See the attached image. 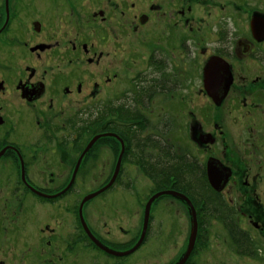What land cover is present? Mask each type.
Wrapping results in <instances>:
<instances>
[{
    "label": "flooded vegetation",
    "instance_id": "1",
    "mask_svg": "<svg viewBox=\"0 0 264 264\" xmlns=\"http://www.w3.org/2000/svg\"><path fill=\"white\" fill-rule=\"evenodd\" d=\"M45 1L46 5L54 3L57 14L62 12V9L67 11L68 7L70 15L76 10L75 4H77V0ZM154 1L155 3H151L145 8L148 9L147 11L144 10L140 14L134 15L132 20H130V13L128 12L135 8L134 3L128 5V9L123 7V11L121 10L119 13H121L123 20H130L129 23L126 22V27L134 32L150 24L153 16L151 12H156L161 18L159 30L161 34L164 31L163 36L160 37L161 48L155 47L149 52L148 67L151 69L150 74L153 76L154 74L158 75V73L164 72L162 78H166L165 82L163 80L162 83H157V87H161L163 93L171 90L170 86L173 87L174 91L178 90L183 79V71L180 68L176 74V79L173 78V74L171 77L169 75V71L167 70L169 56H167L166 51L163 49H167L166 43L172 45L176 42L178 44V55L181 60L179 59L177 66L180 63L183 67V52L191 55L193 60L195 57L198 58L195 63L197 68L194 71L195 88L197 89L198 98L203 99L205 103L201 106L199 105V109L201 116L206 117L211 126V129L208 130L206 129L205 122H203L198 128L197 137L194 136L196 142L202 147L203 158L201 169L199 170L206 177L207 185L213 192L212 195L217 194L223 200L225 206L223 217L224 228L229 235V242L233 241L231 245L236 247V252L233 250V253L237 256L248 258L251 256L264 258V0ZM91 2H99V0H91ZM17 6L19 7L18 2L15 0L13 2L11 0H0V41L2 43L3 40H7L9 34L12 35L16 31L17 33L12 36V39L15 40L19 36L18 32L27 34L29 38L33 34L34 38V36L41 35L45 30L41 19L31 20L28 29H25L23 24H20L22 19L18 18ZM29 7L28 5L26 8L28 9ZM107 8L109 9L107 6L102 7V9L97 8L91 13L92 17L94 19L99 18L102 23H105L108 19L106 14ZM163 22L167 23L164 25ZM18 24L21 25V29L14 28V26L17 28ZM111 28L112 30H108V41L115 47L117 38L113 34L114 27L112 26ZM98 40L101 42L102 40L106 41V37L102 38L98 35ZM23 44L29 53L36 54V56H40L42 53L48 51L54 53L59 49L58 46H51L49 42L45 41L33 43L30 46L25 42ZM3 45H5V42ZM66 49L70 52L72 51L74 56L82 53L85 56L86 63L90 65L94 64L98 66L103 60L102 58H104L103 50L105 48L101 47L100 42L97 45L93 43L88 44L87 42L74 43L67 46ZM114 67L118 68V61L111 64L112 73L109 76H105L104 80L98 83H92L90 87H86L88 85L81 79L76 78L74 80L71 76L72 74L66 71L55 73L53 84L48 85L43 79L37 77L34 67H26L23 70L22 77L13 84L15 95L18 101L36 107V114L41 119L37 123L39 128H41L40 139L43 141L45 139L49 140L43 144H34L31 149L42 152L46 150L55 152L54 149H58L61 153L59 154L65 158L74 154L77 155L74 163L76 164L81 152L91 140L87 142L84 141V138L92 134L93 126L91 120L93 117L92 112H94V114L99 113L102 115L103 128L107 129V131L102 133H113L122 141L124 153L121 157L120 170L117 176L123 173V166L126 162L134 164L133 158L129 156L130 146L133 149L130 141L134 137L127 135V133H133L138 127L137 125L134 128L129 127L126 121H124L123 111L126 102L124 103L123 100L127 94H133V97L137 95L138 89L146 81L149 83L153 82L142 79V77L146 76L144 74L137 80V84L132 90L134 92L125 94L121 90L122 81L119 80ZM206 68L208 69L207 74ZM108 71V69L100 71V75L107 74L106 72ZM57 75H66V79H56ZM70 76L71 80H68L67 77ZM110 85H112L110 92H104V87ZM8 87L6 79L0 77V95L3 96L0 104V129L5 127L8 121L4 116V109L5 112L10 111L9 99L6 97ZM24 93L30 99L23 97ZM75 97L78 98L77 102H80L81 99H86L85 97L88 100L84 104L77 103L76 109L66 116L60 111V121L52 122L47 113L55 112L62 98H68L67 101H70ZM5 102L8 108H6ZM40 103H43V107L37 106ZM211 109L215 111L214 115H212ZM113 111L117 114V121L112 115ZM112 120L114 123L116 121V124L119 125L118 130L114 123L113 126L110 125ZM160 129L162 131L158 133L160 134V139L167 141V151L171 152L174 161H176L178 157L175 154L176 144L168 133L171 129V123H167V126H161ZM233 129L234 132H232ZM163 130H167L166 133H163ZM13 131L12 127L0 130V160H8V162L0 164V171L4 169L6 177L1 179L2 184L0 182V187H3V184L13 187V194L7 197V201L4 204L5 209L0 213V264H74V261L78 264L77 257L75 260L69 262L66 255L58 253L61 243H57L56 238H54L56 228L51 227L53 220H61L57 227L65 226L67 222H63V220L68 219V215L71 213L76 216L73 223H68V225L72 224V229L74 230L68 236V239L65 240L63 249L67 251L73 248L78 249L76 256L80 254L79 262L81 264H90L88 263L90 248L104 257L107 253L91 241L82 226L79 215L80 202L78 205L71 206V213H69L70 209L68 205L55 204L70 191V188L63 191L68 185L56 192L48 191L44 186L39 185L46 184L51 180H45L42 172L37 174L33 167L35 166V162L40 158L46 161L48 154H42L39 157L38 154H35L33 158L24 148L16 145L12 140V135L15 134ZM56 132L63 135L60 136L62 138L61 143L51 141V137ZM158 134L154 137L155 139L159 138ZM103 138L111 142L114 141L120 147V142L115 137H102L101 139ZM58 139L59 137L57 141ZM101 139L95 143L101 141ZM95 143L82 158L83 160L73 178L71 186L82 175V166L89 160L88 158L91 156L90 154L93 151ZM111 147L107 146V149H111ZM215 152L219 156L218 154L215 155ZM55 156H57V153ZM184 156L182 160L184 163L190 165L193 158L188 157L190 156L188 154H184ZM213 161L215 165H218V172L220 173V191L213 188L209 182L208 163ZM136 163L139 162L137 161ZM3 165L4 168L2 167ZM135 165L138 167V164ZM73 170L74 167L71 170L68 181L72 178ZM216 176L214 180H217ZM63 180L66 181L67 178H63ZM160 191L163 190H158L151 194L148 199ZM48 195L54 197H47ZM7 203H11L15 211L11 212V208H9ZM35 205L48 206L50 209L55 208L56 211L54 214L50 209L44 214L43 212L38 213L35 208H30L35 207ZM84 207L85 205L82 209V215ZM6 208H9V211ZM36 214L43 215V217L49 215L50 219L48 220L49 223L45 222L42 226L40 225L41 227L37 226L38 224L34 225L31 237L35 241L31 244L30 238L26 235L29 231L27 230V223L31 220H36L38 217ZM52 215L56 217L53 218L51 217ZM12 216L16 218V222L7 223L8 219H11L10 217ZM198 217H200V214L196 211V221H198ZM45 218L48 219L47 217ZM83 218L92 237H95L103 247H107L93 230L92 226L87 223L85 215H83ZM148 223L143 241L149 235L151 216ZM16 227L17 230L15 231ZM201 229L202 227L199 226L198 221L195 244L184 264H188L193 256L192 254L195 253L198 239L203 238L206 234L204 231L201 232ZM25 230L27 231L25 232ZM39 233H42L40 238L42 236L45 237L43 241H45L46 247L40 248ZM49 234L50 238H47ZM236 240L244 241L247 247H242V243L238 245ZM187 246L181 258L184 257ZM51 247L54 248L49 250ZM88 247L90 248L88 249ZM109 249L115 251L112 248ZM111 257L119 258V256Z\"/></svg>",
    "mask_w": 264,
    "mask_h": 264
},
{
    "label": "rangeland",
    "instance_id": "2",
    "mask_svg": "<svg viewBox=\"0 0 264 264\" xmlns=\"http://www.w3.org/2000/svg\"><path fill=\"white\" fill-rule=\"evenodd\" d=\"M11 1L13 2L14 0ZM15 1L18 2L19 5V7L17 6L18 18L22 19L20 24H23L25 29H28L31 20L41 19L45 30L41 35L34 36V38L33 34H31L29 38L27 34L18 32L19 36L17 40H15L12 39V36L17 33L16 31L12 33V35L9 34L7 40H3L5 45L0 41V77H4L7 85H9L6 97H8L10 105V111L5 112V109L3 111L8 121L7 125L1 129L4 130L12 127L14 130L13 133H15L12 135V140L16 145L24 148L33 158L35 154H38V157L42 154H48L46 157L47 162L43 158H40L35 162L33 169L37 174L42 172L45 180H51L46 184L39 185L44 186L48 191L56 192L68 185L69 176L75 165L74 163L77 155L73 154L65 158L60 155L61 153L58 149H54L55 152L47 150L42 152L31 149L34 144H43L49 140L45 139L43 141L40 139L41 128H39L37 123L40 122L41 119L36 114V107L18 101L13 84L22 77L23 70L26 67L32 66L36 69L37 77L43 79L48 85L53 84L55 73L66 71L72 74L71 76L74 80H76V78L81 79L88 85L86 87H90L92 83H98L104 80L105 76H109V74L112 73L111 64L118 61V68L114 67V69L118 74L119 80L122 81L121 90L124 91L125 94L134 92L132 90L136 86L137 80L144 74L146 76L142 77V79H147L153 82V86H158L157 83H162L163 80L165 82L166 78H162L164 72L161 74L158 73V75L154 74V76L150 74L151 69L148 67V56L153 48H161L160 37L163 36L164 31L163 34H161L159 30L161 18L156 12H151L153 16L150 24L140 28L138 31L134 32L126 27V22L129 23L134 15L136 16L144 10L147 11L148 9L145 8L151 3H155L154 0H99V2L77 0V4L74 3L76 5V10L72 15H70L69 7L67 11L62 9V12L57 14L54 3L52 2L50 5H46L45 0H32V3L31 0ZM133 3L135 4V8L131 9L129 12L127 11L130 13V20H123L119 12L123 7L128 9V5ZM28 5L30 7L27 9L26 7H28ZM106 6L109 7V9H106L108 19L105 23H102L99 18L94 19L92 17L91 13L97 8L102 9V7ZM163 23L165 25L167 22ZM112 26L114 27L113 34L117 38L115 47L108 41V30H112ZM14 28L21 29V25L18 24L17 28L16 26H14ZM98 35L102 38L106 37V41L102 40L101 42L98 40ZM41 41L49 42L51 46L56 45L59 49L54 53L48 51L42 53L40 56H36V54L29 53L23 44V42H25L30 46V44ZM85 42L95 45L100 42L101 47L105 48L103 50L104 58H102L103 60L98 66L86 63L84 59L85 56H83L82 53L74 56L72 51L70 52L66 49L70 44ZM166 47L167 49H163L166 51L167 56H169L167 70L169 71L170 77L173 74V78L175 79L179 68L183 71L181 86L178 90L176 89V91L170 86L171 90L164 93L161 87H157L156 90L154 89L156 91L154 96L144 100L145 107H141V112L143 113V119L150 124L147 129L141 130L139 135L141 139L150 135L155 137L158 133L157 130L155 132L152 131V126L157 124V126L161 127L164 123H171V129L168 133L176 144L175 154L178 157L181 154L190 155L188 157H192V163L197 166L193 167L195 171L192 173V177H194V179H191V181H194L197 171L201 169L203 158L202 147L196 142L194 136L197 137L198 128L203 122H205L206 129H211L210 123L207 121L206 117L201 116L199 105L201 106L205 103L203 99L200 97L198 98L197 89L195 88L194 71L197 68L195 63L198 58L195 57L193 60L191 55H187L183 52V67L180 63L177 66V62L180 59L178 55V44L176 42L172 45L166 43ZM107 69L109 70L106 72L107 74L100 75V71H106ZM71 76L67 77V79L71 80ZM56 79L65 80L66 75H57ZM111 88L112 85L104 87V92H110ZM130 96H133V94H127L123 102L128 103ZM85 98L86 99H81L80 102H77V97L72 98L70 101H67L68 98H62L58 103L57 110L55 112L47 111V116H49L52 122H59L60 111L64 113V116L68 115L76 109L77 103H86L88 99L87 97ZM1 99H3L2 95H0V104ZM42 105L43 103H40L37 106L41 107ZM6 108H8L7 104ZM211 112L212 115H214L215 111L213 109H211ZM94 115L96 114L92 112V116ZM136 122L137 121L129 120L126 121V124L134 126ZM231 128L233 127L231 126ZM232 132H234V129ZM95 133L97 134L96 130L93 131V134H90V136H86L84 141L88 142ZM60 136L63 135L56 132V134L51 137V141L61 143L62 138H60ZM58 137L59 139L57 141ZM159 140L157 144H160L162 148L165 147V149L159 153L158 160H160V162L162 160V162H164L162 166L168 170L171 165L174 167L176 161H174L171 152L169 150L167 151V141L165 139ZM164 141H166V143ZM109 142L111 141L103 138L101 141L95 143L93 151L90 154L91 156L88 158L89 160L82 166V175L74 181L75 183L70 187V191L55 204L68 205L70 209L71 206L78 205L86 195L92 194L110 181L109 179L113 175V168L120 152V147L117 143H114V141H112L111 144H109ZM146 143L148 145L150 144L148 141ZM141 144L142 142L140 141V145ZM151 144L154 145V142H151ZM107 146H110L111 149H107ZM145 149V152H150L149 147ZM56 153L57 156H55ZM217 154L218 153L215 152V155ZM162 156L164 158H162ZM165 156L168 158H165ZM134 161L135 159L133 160L134 164L126 162L123 166V173L116 177L114 184L108 190L104 191L103 194L86 202L83 211L85 220L102 239L104 245L120 252L128 251V249H131L138 241L143 226L144 207L148 197L158 191L155 189L156 187L154 186L153 179L150 178L149 173L147 174L145 168L142 167V165L144 166V162L136 163V161ZM5 162H8V160H0V164H4ZM67 163H69V165H67ZM135 164H138V167ZM2 167L4 168V165ZM145 167L146 170L148 169L147 171H149V167ZM3 178H6L4 169L0 171V182ZM63 178H67V180L64 181ZM55 179L58 180L55 181ZM12 189L13 187L5 186L4 184L3 187H0V197L3 196L0 198V213L5 209L4 204L7 201V197L13 194ZM193 203L195 210L199 211L197 203ZM55 204L52 205L56 206ZM7 205L11 208V212L15 211L11 203H7ZM9 208H6V210L9 211ZM30 208H35L38 213L43 212V214L50 209L48 206L39 205ZM50 210L53 214L56 211L55 208ZM71 210L72 209L68 212L71 213ZM149 212L151 216L150 230L148 233L149 238L147 236L146 240L139 245L137 250L128 254V256L113 258L107 254L102 257L97 251L88 247V249L90 248L88 252V263L174 264L177 262L178 259L182 257L190 235V210L183 200H179L170 195L160 196L158 199L154 200ZM36 215L38 216L36 220H31L27 223V230L29 231L26 235L30 238L31 244L35 241V239L31 237V234H33L31 232L35 227L34 225L38 224L37 226H42L50 219L49 215L45 216L48 219L43 217V215ZM68 216V219L66 218L63 220V222H67L65 226L57 227L61 222L60 219V221L53 220V222H51V227L56 228L54 238H56L57 243H61V246L58 248V253L66 255L69 262L75 260L77 257L78 264H81L79 262L80 254L76 256L78 249L76 250L73 248L72 250L70 249L71 251L63 249L65 240L68 239V236L71 235L74 230L72 229V224L68 225V223H73L76 215L71 213ZM51 217L54 218L56 216L52 215ZM10 218L11 219L7 221L5 217L7 223L16 222L14 216ZM198 221L199 226L202 227L201 232L204 231L206 234L203 238L198 239L197 249L195 253L192 254L193 256L188 264H264V258L255 256L248 258L237 256L233 253V250L236 252V247L231 245L233 241H231V243L229 242L230 238L225 231L224 223L218 220H210L211 225L206 226L204 229L201 217H198ZM14 230L16 231L17 227ZM27 230H25V232ZM41 235L42 233H39V238ZM44 238L43 236L40 238V248L46 247L45 241H43ZM47 238H50V234ZM236 242H238V245L242 243V247L244 248L247 247L244 241L241 242L240 240H236ZM53 248L54 247H51L49 250ZM74 264H77L76 261H74Z\"/></svg>",
    "mask_w": 264,
    "mask_h": 264
},
{
    "label": "trees",
    "instance_id": "3",
    "mask_svg": "<svg viewBox=\"0 0 264 264\" xmlns=\"http://www.w3.org/2000/svg\"><path fill=\"white\" fill-rule=\"evenodd\" d=\"M157 89V86H153V83L145 82L142 87L138 89L137 96H132L128 103H125V109L123 111V118L124 121H137L140 123L132 125H127L129 127H135L137 125L138 129L136 128V131L133 133L128 132L127 135L134 137L130 142L133 146V149L130 146V158L132 157L133 160L137 162H144L143 168H145L146 173H149V176L151 179H153L155 189L157 190H175L179 193L184 194L187 198H189L193 202H196L199 207V214L201 217V221L203 226H208L211 221H220L224 223V204L222 198L217 195L213 194L210 187H208L206 182V177L203 175V172L197 171L196 179L194 181H191V179H194L192 177V173L195 171L193 167L195 166L194 163H191L190 165L183 163L182 159L184 154H181L176 159V163L174 164V167L171 165L168 170L162 166L164 162H160L158 160L159 153L162 152L163 148L159 143V138L155 139L153 135H150L148 137H145L141 139L139 136V133L141 130H145L149 127L148 121L143 119V113L141 112V107L144 108V100L149 99L150 97L154 96L156 93L155 90ZM147 101V100H146ZM112 115L116 118L117 121V114L113 111ZM102 115L97 113L92 117V134L93 131L96 130L97 134H101L102 132L107 131V129L103 128L102 125ZM116 121L112 120L110 125L113 126V123L117 130L119 129V125L116 124ZM162 126H167L166 123H164ZM157 133L162 132L160 129V126H152V131H156ZM167 131V130H166ZM166 131H163V133H166ZM96 134V133H95ZM156 137V136H155ZM133 141V142H132ZM140 141L142 144L140 145ZM149 142L148 145L146 142ZM151 142H154V145L151 144ZM166 143V141H164ZM130 145V144H129ZM142 146V148H141ZM146 147L150 148V152L146 151ZM164 151V150H163ZM145 154V155H144ZM157 154V155H156ZM186 156V155H185ZM184 156V157H185ZM187 157V156H186ZM162 158H164L162 156ZM165 158H168L165 156ZM170 158V157H169ZM147 160V161H146ZM146 161V163H145ZM158 161V162H157ZM157 164V165H156ZM194 164V165H193ZM185 167H184V166ZM149 167V171L146 170V167ZM169 167V166H165ZM195 208V207H194ZM197 211V210H196Z\"/></svg>",
    "mask_w": 264,
    "mask_h": 264
},
{
    "label": "water",
    "instance_id": "4",
    "mask_svg": "<svg viewBox=\"0 0 264 264\" xmlns=\"http://www.w3.org/2000/svg\"><path fill=\"white\" fill-rule=\"evenodd\" d=\"M210 67V66H209ZM207 67V68H209ZM206 68V74L208 73V69ZM24 96L23 97H27L28 96L26 95V93L23 94ZM30 99V98H28ZM115 137L119 142H120V147H121V150L117 156V162H116V165L114 167V172H113V175L112 177L109 179L110 181L105 184L102 188L94 191L92 194L90 195H86L80 202V207H79V215H80V219H81V223H82V226L84 227L85 231H86V234L87 236L91 239V241L93 243H95L99 248H101L105 253L111 255V256H114V257H124V256H128V254H131L132 252H134L135 250H137L139 248V245L142 243V241L144 240V237H145V232L147 230V227H148V221H149V217H150V207L152 205V203L154 202V200L158 199L160 196H173V197H176L178 198L179 200H183L186 204V206L188 207V209L190 210V221H191V227H190V235H189V239H188V246H187V249H186V252L184 253V257L181 258L176 264H184V261L187 259V257L189 256L191 250L193 249L194 247V242H195V238H196V235H197V226H198V221H196V210L194 208V205L192 204L191 200L188 199L184 194H180L172 189L170 190H163V191H160L159 193L157 194H154L153 196H151L149 199H148V202L146 203L145 207H144V216H143V221H142V229H141V233H140V237L138 239V241L133 245V247L131 249H128V251H125V252H120V251H113L111 249H109L108 247H103L96 239L95 237H92V235L90 234V231L88 229V227L86 226L85 224V221H84V218H83V215H82V209H83V206L85 205L86 202L92 200V198L98 196V195H101L103 194L104 191L108 190L115 182V179L118 175V172H119V166H120V163H121V160H122V155L124 153V147H123V144H122V141L120 140V138L115 135V134H104V133H101V134H98V135H95L93 136V138H91L90 142L85 146V149L82 151V153L80 154L79 158L77 159V163L75 164L74 166V173L72 175V178L70 179L69 181V184L68 186L63 190H67L70 188L71 184L73 183V178L75 177V174L77 173V170L80 166V163L81 161L83 160L82 158L84 157V155L90 150V147L96 142L98 141L99 139H101L102 137ZM209 165V172H208V176H209V182H210V185L215 188L217 191H220L221 187H219V184L221 183V181L219 180V175L220 173L218 172L219 169H218V165H215V162H209L208 163ZM217 175V176H216ZM216 176L217 180H214V177ZM62 191V192H63ZM47 197H54V196H47Z\"/></svg>",
    "mask_w": 264,
    "mask_h": 264
}]
</instances>
